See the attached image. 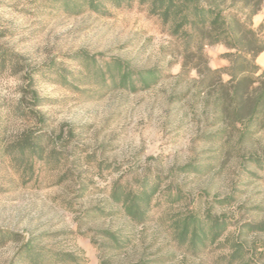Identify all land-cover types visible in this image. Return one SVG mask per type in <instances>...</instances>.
<instances>
[{
    "label": "rangeland",
    "instance_id": "obj_1",
    "mask_svg": "<svg viewBox=\"0 0 264 264\" xmlns=\"http://www.w3.org/2000/svg\"><path fill=\"white\" fill-rule=\"evenodd\" d=\"M106 9L77 15L43 0H0V45L10 54L0 69V230L10 233L0 238V264H14L35 237L99 264L109 256L104 230L127 240L115 264H217L242 223L264 221V169L244 158L264 148V134L241 142L230 127L227 137L214 136L225 126L214 95L196 84L199 70L169 26L138 4ZM205 49L207 66L225 60L223 45ZM82 53L161 76L150 88L102 90L94 77L83 79ZM25 135L43 137L46 158L33 171L7 152ZM142 180L159 185L148 219L136 223L122 200ZM192 211L228 223L203 252L174 236ZM241 238L256 243L262 264L264 232Z\"/></svg>",
    "mask_w": 264,
    "mask_h": 264
},
{
    "label": "trees",
    "instance_id": "obj_2",
    "mask_svg": "<svg viewBox=\"0 0 264 264\" xmlns=\"http://www.w3.org/2000/svg\"><path fill=\"white\" fill-rule=\"evenodd\" d=\"M53 2L70 14H81L88 10L108 12L106 5L133 9L137 4L140 10L158 16L170 33L177 36L187 63L197 67L199 77L196 84L209 94L214 95L215 106L225 125L214 136L227 137L231 127L243 142L264 134V69L257 63V57L264 52V20L254 26L253 19L262 9L264 0H43ZM223 45L226 51L220 58L227 64L211 68L207 66L205 48ZM10 54L0 45V69L8 64ZM77 60L85 66L84 78L94 77L100 88L106 90L111 86L125 87L135 91L138 88H150L160 79V70L132 69L129 64L119 58H111L104 64H98L96 57L82 53ZM211 89V90H210ZM43 137L25 135L16 140L15 145L8 149L13 162H26L27 169L33 171V162L45 159ZM244 158L256 167L264 169V148L250 149ZM54 155V153H53ZM185 167L183 169H186ZM158 181L142 180L137 192L126 191L122 205L130 219L143 223L148 219V211L158 190ZM119 194L117 186L114 195ZM225 198L221 202H226ZM229 203V202H228ZM174 229L175 239L186 245L194 253L203 252L209 244L217 241L227 227V222L207 213L202 217L199 211H192L177 222ZM239 234L230 237L229 251L220 255L217 264H257L256 243L241 238L248 232H264V221H246L240 226ZM0 230V238L9 235ZM105 238L102 258L99 264H115L113 254L122 250L127 240L118 233L104 230ZM14 264H82L73 253L43 246L35 237L21 244ZM251 246V247H250ZM264 247V244H262ZM258 254V255H257ZM263 257V256H262ZM123 264H149L145 259L129 261ZM264 264V262L262 263Z\"/></svg>",
    "mask_w": 264,
    "mask_h": 264
},
{
    "label": "crops",
    "instance_id": "obj_3",
    "mask_svg": "<svg viewBox=\"0 0 264 264\" xmlns=\"http://www.w3.org/2000/svg\"><path fill=\"white\" fill-rule=\"evenodd\" d=\"M263 20H264V5H263L262 9L257 13V15H255V17L253 19L254 26H258ZM227 63H228L227 60L226 61L223 60V62H221V64H220V66L225 65ZM257 63L259 65H261V67L264 69V52L259 54V56L257 57Z\"/></svg>",
    "mask_w": 264,
    "mask_h": 264
}]
</instances>
